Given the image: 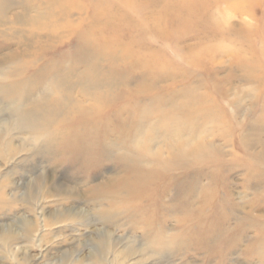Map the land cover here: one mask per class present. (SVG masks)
<instances>
[{
	"label": "rangeland",
	"instance_id": "rangeland-1",
	"mask_svg": "<svg viewBox=\"0 0 264 264\" xmlns=\"http://www.w3.org/2000/svg\"><path fill=\"white\" fill-rule=\"evenodd\" d=\"M0 264H264V0H0Z\"/></svg>",
	"mask_w": 264,
	"mask_h": 264
},
{
	"label": "bare ground",
	"instance_id": "bare-ground-1",
	"mask_svg": "<svg viewBox=\"0 0 264 264\" xmlns=\"http://www.w3.org/2000/svg\"><path fill=\"white\" fill-rule=\"evenodd\" d=\"M154 32V31H153ZM225 49V48H224Z\"/></svg>",
	"mask_w": 264,
	"mask_h": 264
}]
</instances>
